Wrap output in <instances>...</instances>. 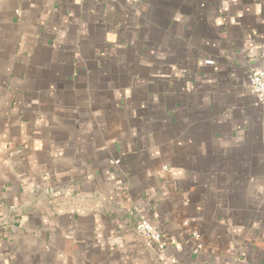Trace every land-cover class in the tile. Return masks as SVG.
Segmentation results:
<instances>
[{
  "label": "crops",
  "instance_id": "0c3cea01",
  "mask_svg": "<svg viewBox=\"0 0 264 264\" xmlns=\"http://www.w3.org/2000/svg\"><path fill=\"white\" fill-rule=\"evenodd\" d=\"M263 61L264 0H0V264H264Z\"/></svg>",
  "mask_w": 264,
  "mask_h": 264
},
{
  "label": "built area",
  "instance_id": "2783aa9c",
  "mask_svg": "<svg viewBox=\"0 0 264 264\" xmlns=\"http://www.w3.org/2000/svg\"><path fill=\"white\" fill-rule=\"evenodd\" d=\"M248 90L256 98L257 102L260 104L264 103V61L262 68L250 75ZM118 163V161L112 162L114 165H118ZM134 232L137 236L144 239L148 246L155 245L159 249H163L164 241L161 233L145 218L139 217L136 220ZM193 236L197 237V234L193 233Z\"/></svg>",
  "mask_w": 264,
  "mask_h": 264
}]
</instances>
